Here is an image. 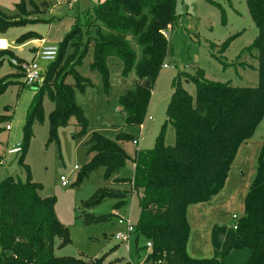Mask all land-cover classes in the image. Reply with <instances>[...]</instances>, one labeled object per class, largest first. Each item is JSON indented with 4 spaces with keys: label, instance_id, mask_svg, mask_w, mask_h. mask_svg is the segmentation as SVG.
<instances>
[{
    "label": "trees",
    "instance_id": "1",
    "mask_svg": "<svg viewBox=\"0 0 264 264\" xmlns=\"http://www.w3.org/2000/svg\"><path fill=\"white\" fill-rule=\"evenodd\" d=\"M177 2L100 0L89 9L91 14L84 13L89 16L84 47H80L84 26L78 19L58 45V56L43 71L42 81L28 86L35 87L36 94L27 115L22 150L18 153L19 165L27 171V179L22 181L10 176L0 182V264H132L124 258L106 262L107 255L89 261L56 255L57 239L61 240L59 247L71 242L69 229L56 215V199L42 197L43 185L33 181L31 169L25 163L33 125L42 123L45 118V99L55 104L49 115L50 142H58L59 127L66 125L73 116L80 127L77 137L89 135L87 146L91 157L79 173L77 184L101 167L105 169L106 180L115 179L128 162L133 163V178L119 179L130 188L100 190L85 206H94L110 197L117 198L115 209H118L130 195L142 193L140 218L135 225V257L146 254L145 264H158L159 261L163 264H225L224 258L229 253L248 248L251 254L243 264H264V141L238 228L214 227V256L211 258H193L187 251L188 206L209 201L222 190L240 145L254 135L264 119V0H246L258 35L244 51L258 52V84L240 87L212 81L202 70L195 74H179L173 81L166 122L153 148H139L131 156L122 143L133 141V134L122 131L112 140L98 130L90 131L84 110L76 102L77 91L83 93L94 85L80 71L84 59L92 58L88 67L100 74L102 89L108 93L111 82L108 60L116 57L122 62V76L128 78L134 72L138 79L134 88L119 96L118 102L126 126L141 127V131L152 91L168 55L169 41L163 32H168L177 20ZM221 12L225 19L222 7ZM23 22L10 20L4 26L0 24V33ZM39 38L36 33H25L17 43ZM232 40L233 37L221 44L222 54ZM0 57L1 66L7 57L11 62L14 54L8 49L0 51ZM182 81L195 83V97L183 88ZM11 84L6 77L0 80V96ZM5 110L11 109L6 107ZM9 119L8 114L0 115V134L7 130L3 124ZM169 126L175 130L173 146L165 142ZM141 239L145 240L143 244ZM147 241L152 243L149 254Z\"/></svg>",
    "mask_w": 264,
    "mask_h": 264
},
{
    "label": "rangeland",
    "instance_id": "2",
    "mask_svg": "<svg viewBox=\"0 0 264 264\" xmlns=\"http://www.w3.org/2000/svg\"><path fill=\"white\" fill-rule=\"evenodd\" d=\"M97 1L0 0L1 26L10 20L25 21L10 26L0 34V37H4L9 42L15 54L31 60L33 56L29 48L32 46L20 52L15 50L18 46L16 39L19 36L24 33H39L46 38V44L59 45L80 19L81 26H84L80 35L82 49L89 31V27L86 26L89 16L86 14H91ZM221 7L225 10V19L222 17ZM176 10L177 20L168 30L167 37L169 48L165 63L168 67H162L156 80L141 131V127L126 126L125 115L118 102L119 96L134 88L138 82L134 72L128 78L123 77L121 60L116 57L109 58L111 82L106 93L102 89L100 74L97 71H90L88 67L92 60L90 56L84 59V65L80 68L81 73L94 83L85 92H76V102L84 110L90 131L98 130L112 140H115L122 131L140 138L139 146L133 144V141L122 143L131 156L138 147L143 149L154 147L167 119L166 112L173 94V81L179 74H195L198 70H202L205 77L212 81L228 82L240 87L258 84V52L244 51L252 45L258 35V28L250 15L246 0H178ZM231 37L233 40L228 50L222 54L221 44ZM133 44L139 53L135 40ZM8 58L0 67V80L6 77L12 84L0 96V115L10 116L3 127L6 128V125L10 124L11 130L4 129L0 134L2 155L0 182L10 176L22 181L27 179V171L18 162L20 155L9 154L8 150L23 142L27 115L36 94V88L25 84L24 73L14 67ZM50 63L44 61L41 62V66L45 70ZM225 63L228 65L225 66ZM182 86L191 95L196 96L194 82L182 81ZM6 107H10L11 110L7 112ZM54 108V103L49 99L44 100L45 118L42 123L36 122L33 125V137L25 163L31 169L33 181L43 185L40 192L42 197L56 199V215L69 229L71 242L59 247L61 240L57 239L55 253L57 256L83 258L86 261L104 255H107L106 262L122 258L126 260L128 251L125 245L115 238V233L121 229L113 215L117 208V198L107 197L99 204L85 206V203L93 200L100 190H122L117 189L119 186L113 185L111 180L104 178L103 167L92 172L81 184H77L79 173L89 163L91 157L87 146L89 135L77 137L80 127L76 117L73 116L66 125L59 127L58 142H50L49 115ZM175 140V130L169 126L165 132V142L173 146ZM263 141L264 119L254 135L240 145L222 190L209 201L188 206L190 237L187 251L191 257H213L214 227L232 226L245 214V197L255 179ZM76 166L78 169H75ZM133 175L134 166L130 161L117 176L129 180ZM61 176L67 177L69 182L67 186L61 184ZM125 186L129 187V184ZM141 195V192H135L128 197L123 206L118 208L134 225L138 224L140 218ZM233 215L238 219H234ZM90 219L97 221L90 222ZM140 241L142 244L145 242L144 239ZM135 243L136 236H133L131 256L137 260L134 256ZM250 254L248 248L232 251L224 258V262L243 264ZM144 256L145 254L142 253L141 257Z\"/></svg>",
    "mask_w": 264,
    "mask_h": 264
},
{
    "label": "built area",
    "instance_id": "3",
    "mask_svg": "<svg viewBox=\"0 0 264 264\" xmlns=\"http://www.w3.org/2000/svg\"><path fill=\"white\" fill-rule=\"evenodd\" d=\"M163 34L168 37L169 32H163ZM9 42L3 38L0 37V51L8 50L10 49ZM59 53V46L58 45H43L37 52L34 59L30 61L26 60H17L12 59V65L20 68V70L24 73V82L27 86H34L35 84L42 81L43 77V71L44 69L41 66V62H53ZM163 67H168L166 63L163 64ZM152 119V117H150ZM7 130L11 129L10 124L6 126ZM140 138H135L133 140V144L136 146H139ZM22 150V145L19 144L17 146H14L12 149H10L8 152L9 154H18ZM75 169H78L76 166ZM61 184L63 186H67L69 184L67 177L61 176ZM114 217L116 218V222L118 226L121 228L115 233V238L120 243L125 245L127 251H128V257L126 261H129L132 264H145L146 261V254L142 258L141 256H136L137 260H134V258L131 256L132 248V238L135 236L136 226L132 223V221L124 217L119 209H115L113 213ZM234 219H238L236 215H233ZM239 221V220H238ZM238 221L232 225V227L236 230L238 228ZM146 249L147 253H151L152 250V243L150 241L146 242ZM158 264H163L162 261H159Z\"/></svg>",
    "mask_w": 264,
    "mask_h": 264
},
{
    "label": "crops",
    "instance_id": "4",
    "mask_svg": "<svg viewBox=\"0 0 264 264\" xmlns=\"http://www.w3.org/2000/svg\"><path fill=\"white\" fill-rule=\"evenodd\" d=\"M100 0H98L97 1V3L99 2ZM97 3H95V5L97 4ZM0 34H3V33H0ZM25 34V33H24ZM23 35V34H22ZM38 35L40 36V38L39 39H31V40H29V41H27V42H25V43H23V44H18L17 43V39L20 37H18L17 39H16V43L18 44V46L16 47V49L15 50H17L18 52H20V51H22L24 48H28L29 46H32L31 48H29V50H30V53L32 54V56L34 57L35 56V54H36V52L43 46V45H48V44H46V38H44L41 34H39L38 33ZM4 38V37H3ZM10 50L14 53V57H16L17 59H20V60H26V61H30L29 59H27V58H25V57H20V56H18L17 54H15V52H14V50H13V48L12 47H10ZM24 52V51H23ZM32 57V58H33ZM32 58H31V60H32ZM3 65V64H2ZM1 65V66H2ZM0 66V67H1ZM11 130V129H10ZM17 145H19V144H16V145H14V146H17ZM14 146H12L10 149H12ZM143 149V148H141V147H138V149ZM9 149V150H10ZM8 150V151H9ZM120 178H122V177H120V176H116V178L115 179H111V183L113 184V185H118L119 186V188H117V189H121V190H124V189H127V188H130V187H126L125 185H127V183H123V182H119V179ZM119 227V226H118ZM120 228V227H119Z\"/></svg>",
    "mask_w": 264,
    "mask_h": 264
}]
</instances>
